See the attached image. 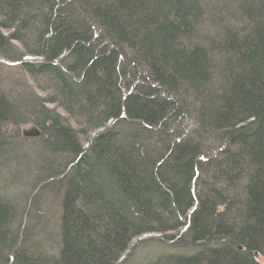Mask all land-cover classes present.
I'll return each instance as SVG.
<instances>
[{"label":"trees","instance_id":"1","mask_svg":"<svg viewBox=\"0 0 264 264\" xmlns=\"http://www.w3.org/2000/svg\"><path fill=\"white\" fill-rule=\"evenodd\" d=\"M145 242L264 264V0H0V264Z\"/></svg>","mask_w":264,"mask_h":264},{"label":"rangeland","instance_id":"2","mask_svg":"<svg viewBox=\"0 0 264 264\" xmlns=\"http://www.w3.org/2000/svg\"><path fill=\"white\" fill-rule=\"evenodd\" d=\"M25 59H34L33 57H27ZM60 112H62L63 114H65V112L59 108L58 109ZM28 127H25V129ZM50 216L51 218H53L54 216V221L57 218V210L55 208V206L53 205L52 208L50 209ZM57 227H55V225L53 226V232L56 234V230ZM144 238V237H143ZM58 244H56V242H50L48 244H44L41 248L45 251V252H49V253H56L58 250L57 247ZM173 248L171 247H167L164 245H161L159 243H154V242H145L139 245V247H137V249H135L131 254L130 257L128 259L127 264H147L150 260L156 258L159 254L167 252V251H172Z\"/></svg>","mask_w":264,"mask_h":264}]
</instances>
